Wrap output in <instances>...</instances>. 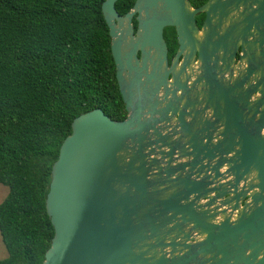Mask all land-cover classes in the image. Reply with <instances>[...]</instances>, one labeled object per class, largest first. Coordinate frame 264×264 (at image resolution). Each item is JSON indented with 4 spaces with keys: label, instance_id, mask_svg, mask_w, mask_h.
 <instances>
[{
    "label": "water",
    "instance_id": "1",
    "mask_svg": "<svg viewBox=\"0 0 264 264\" xmlns=\"http://www.w3.org/2000/svg\"><path fill=\"white\" fill-rule=\"evenodd\" d=\"M117 1L102 14L127 116L73 120L42 264H264V0Z\"/></svg>",
    "mask_w": 264,
    "mask_h": 264
},
{
    "label": "trees",
    "instance_id": "2",
    "mask_svg": "<svg viewBox=\"0 0 264 264\" xmlns=\"http://www.w3.org/2000/svg\"><path fill=\"white\" fill-rule=\"evenodd\" d=\"M104 1L0 0V185L9 189L0 204V264L43 263L54 235L45 207L51 169L73 120L95 109L114 121L127 116ZM134 3L118 0L115 9L123 16ZM164 40L170 59L174 28Z\"/></svg>",
    "mask_w": 264,
    "mask_h": 264
},
{
    "label": "flooded vegetation",
    "instance_id": "3",
    "mask_svg": "<svg viewBox=\"0 0 264 264\" xmlns=\"http://www.w3.org/2000/svg\"><path fill=\"white\" fill-rule=\"evenodd\" d=\"M208 1V0H207ZM206 1V2H207ZM189 2H190V4L192 5V7L193 8H198V7H194L193 6V4H192V2L189 0ZM205 2V3H206ZM204 3V4H205ZM200 6H202V5H200ZM199 6V7H200ZM204 19H205V15L204 14H200V15H197L196 17H195V20H196V23H197V25L199 26V28L201 27V25H202V23H203V21H204ZM133 23H134V21H133ZM168 48V47H167ZM178 48V47H177ZM177 48H176V51H177ZM176 51H175V53H176ZM169 52V51H168ZM175 53H174V55H175ZM242 47H239V49L236 51V54H235V63L236 64H238L239 62H240V59H241V57H242ZM174 55L169 59V57H168V61H169V63L172 61V58L174 57ZM169 56V55H168ZM260 96V94L258 93V92H256L254 95H253V99L255 98V97H259Z\"/></svg>",
    "mask_w": 264,
    "mask_h": 264
},
{
    "label": "rangeland",
    "instance_id": "4",
    "mask_svg": "<svg viewBox=\"0 0 264 264\" xmlns=\"http://www.w3.org/2000/svg\"><path fill=\"white\" fill-rule=\"evenodd\" d=\"M8 192H9V189L6 186L0 185V204L6 198ZM6 257H7V251L5 249V246L2 242L1 235H0V260L5 259Z\"/></svg>",
    "mask_w": 264,
    "mask_h": 264
}]
</instances>
